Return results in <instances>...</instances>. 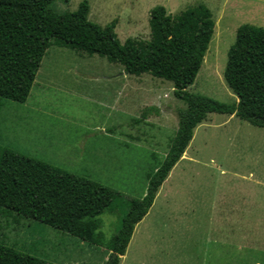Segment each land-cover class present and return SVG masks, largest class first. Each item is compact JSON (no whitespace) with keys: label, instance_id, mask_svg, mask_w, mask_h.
Segmentation results:
<instances>
[{"label":"rangeland","instance_id":"374dc122","mask_svg":"<svg viewBox=\"0 0 264 264\" xmlns=\"http://www.w3.org/2000/svg\"><path fill=\"white\" fill-rule=\"evenodd\" d=\"M81 1L57 0L55 6L70 13ZM88 1L89 19L102 26L115 21L121 43L149 39L150 11L157 5L175 16L205 4L214 33L188 90L227 104L237 100L224 79L228 50L241 25L264 27V0ZM123 69L98 54L50 46L37 74L38 81L42 73L49 79L32 87L27 106L2 100L0 145L142 198L184 104L171 82L149 74H127L126 92L119 94L123 80L105 77ZM149 107L156 110L148 112L147 122L135 123ZM123 212L99 216L104 243L97 246L0 213V243L55 264H105L111 249L106 243ZM119 264H264V127L234 114H208L135 226Z\"/></svg>","mask_w":264,"mask_h":264},{"label":"trees","instance_id":"16d2710c","mask_svg":"<svg viewBox=\"0 0 264 264\" xmlns=\"http://www.w3.org/2000/svg\"><path fill=\"white\" fill-rule=\"evenodd\" d=\"M57 0H0V106L2 100L24 104L47 50L52 45L121 64L129 75L169 81L184 107L164 160L148 174L142 198L128 197L102 183L0 145V213L15 222L33 220L79 238L104 243L100 215L123 210L120 226L105 264H119L135 226L155 202L162 184L182 158L194 129L208 114L236 115L264 127V27L244 24L228 50L224 79L237 96L232 104L189 91L214 33L211 10L198 4L175 16L163 5L150 11V37L121 43L116 22L102 26L89 19L90 3L82 0L70 13L59 12ZM144 109L135 123L146 121ZM0 264H55L0 243Z\"/></svg>","mask_w":264,"mask_h":264},{"label":"crops","instance_id":"0c3cea01","mask_svg":"<svg viewBox=\"0 0 264 264\" xmlns=\"http://www.w3.org/2000/svg\"><path fill=\"white\" fill-rule=\"evenodd\" d=\"M86 63L88 64V62H86ZM48 79H49V76L46 73L45 74L42 73V75H41V77L39 79L40 82L38 81V79L36 77V80H35L33 86H41V85L44 86L45 83L48 81ZM105 80H107V81H111V80H113V81H115V80L121 81V80H123V87L119 88L118 93L119 94H121V93L124 94L126 92V86L125 85H126V80H127V73H126L125 69H123V71H120L117 75H109V76H106L105 77ZM134 90H137V89L135 88ZM28 101L29 100H27L26 103H24V106H27ZM2 105H4V103H2L1 106ZM124 112H125V109H124ZM146 122H147V119H146ZM84 129H85V131H89V130L92 131V129H94V128H90V127L85 126ZM107 131H108V128L105 129V132H107ZM113 133H115V132H113ZM109 135H111V134H109ZM6 145H7V147H9L11 149H14V148L11 147V145H8V144H6Z\"/></svg>","mask_w":264,"mask_h":264}]
</instances>
